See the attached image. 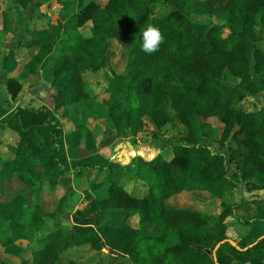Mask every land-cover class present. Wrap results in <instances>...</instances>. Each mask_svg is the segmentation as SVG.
Returning <instances> with one entry per match:
<instances>
[{
	"label": "trees",
	"instance_id": "1",
	"mask_svg": "<svg viewBox=\"0 0 264 264\" xmlns=\"http://www.w3.org/2000/svg\"><path fill=\"white\" fill-rule=\"evenodd\" d=\"M17 1L23 7L30 2L40 6L36 0ZM81 3L74 13L69 12V5H65L67 11L62 8L59 37L47 29L23 30V36L32 38L38 47L25 66L33 69L42 64V78L51 86L53 102L39 108L18 106L6 118L3 126L16 137L11 176L26 182L36 172L43 177L65 173L58 155L63 131L55 112L110 120L117 139H127L130 145L136 133L151 125L153 136L168 124L179 125L183 131L169 146L170 159L159 153L132 158L134 168L126 170L147 185L142 197L117 186L113 160L99 158L85 167L103 173L101 182L109 194L99 199L86 190L87 204L72 213V226L60 219L52 226L36 202L23 206L33 209L11 218L23 229L17 231L8 223L0 235L10 241L20 237L32 245L10 255L12 263L0 257V264H56L68 249L83 244L108 257L105 264H125L121 258L126 256L129 264H215L214 256L216 264H263L264 237L251 243L239 240L237 246L224 239L229 216L243 227L264 222V193H258L264 192V49L256 31L264 36V0ZM2 12L5 29L14 33L8 12ZM196 22L202 26L195 27ZM148 24L158 27L165 38L152 55L141 50L142 30ZM111 41L124 50L125 67L108 79L104 91L109 99L104 101L87 88L85 77L107 68ZM7 59L3 56V63ZM254 73L261 76L259 84L252 79ZM6 89L15 100L22 87L10 77ZM257 94L263 99L260 108L247 100ZM10 107L11 101L0 104V114ZM208 118L223 125L217 140V128ZM224 142L227 155L213 147L217 143L222 148ZM173 171L182 176L176 178ZM239 185L251 195L221 204L215 215L168 208L164 203L184 190L221 196ZM65 187L57 213L69 199V187ZM111 212L119 217L112 219ZM132 217L137 219L138 233L129 239L120 228L129 225ZM47 231L48 238L36 244ZM222 241L213 254L216 243ZM104 247L111 252H102ZM68 264L81 263L68 260Z\"/></svg>",
	"mask_w": 264,
	"mask_h": 264
},
{
	"label": "crops",
	"instance_id": "2",
	"mask_svg": "<svg viewBox=\"0 0 264 264\" xmlns=\"http://www.w3.org/2000/svg\"><path fill=\"white\" fill-rule=\"evenodd\" d=\"M60 1L64 5H69V12L72 13L79 11L82 7V0ZM83 1L86 2L87 0ZM106 1L107 0H105L104 3L98 1V3L105 5ZM13 4H15L13 0H0V6H3L2 11L8 12L10 20L16 23L14 19H16V17H22L20 13L24 11V7L22 6V8L21 5L17 3L20 5H18L17 8ZM38 4L40 5V2H38ZM4 7L8 9L5 10ZM2 11L0 13V25L4 19ZM61 11L62 10H60V12ZM158 13L160 14L159 11L157 14ZM26 27L30 28L28 26ZM37 27L41 26L37 25ZM37 27L33 28L36 29ZM42 30H45L43 26ZM36 43L37 42L32 38L25 37L16 45H10L11 43L7 44L2 57L7 55L8 59L5 63H3L2 60L0 61V104H3L5 101H11L13 105V107L5 111L6 113L0 114V229L9 223L10 228L12 227L17 231H21L23 226L21 224H16L11 218L17 217L21 212H30L33 208L25 210L23 206L31 205L33 202H36L39 211L49 218L52 226L55 225L57 219H60L63 224L72 226V213L77 209L83 208L87 204L86 190H91L99 199L105 198L109 194L108 186L103 185L101 182L103 173L101 172L100 174L97 169L89 170L85 167L98 162L99 158L100 160L102 158H111L113 160V175L116 174L119 177L117 186L125 189L131 196L142 197L148 191L147 185L137 180L132 173L126 170L134 168L132 158L136 155L150 158L156 153H159L162 154L164 158L170 159L173 154L169 146L176 142V139H169L168 137L169 132L166 130L168 128H174V126L169 124L164 126L160 134L155 138H149V136L145 135L153 130L152 125L147 131L144 130L136 133L130 145L127 139H117L110 120L94 117L84 119L79 112L77 118L68 117L61 115V111H59L55 112V115L62 128L63 137L59 141L60 147L58 155L61 158L65 173L43 177L36 172L33 174L35 178L30 177L26 182L21 181L16 175L11 176L16 137L11 133L9 128L3 126L6 118L9 117V114L18 106L39 108L44 105L52 106L53 102L47 104L44 101L46 96H42V89H44L46 85L50 86V84H47L48 82L42 78V64L39 65L38 68L33 69L25 66L30 56L36 53L38 49L35 45ZM2 50L1 47L0 54ZM10 77L16 78L22 87L21 92L15 100L11 99L6 89V81ZM25 86H30L28 91H23ZM95 93L97 94V92ZM99 97L106 101L104 97ZM38 101L41 102V105H36ZM81 122L84 123L83 129ZM175 126L181 127L179 125ZM179 129H181L182 134V127ZM143 135L149 139L139 141V138L143 137ZM110 149L112 150V154L108 155L107 153ZM173 174L176 178L182 176V173L178 171H173ZM66 180H68V183H66ZM11 183L13 184L11 185ZM65 184L69 187V199L66 201L63 211L57 213L55 210L56 205L58 200L65 193ZM230 192L234 191L225 190L221 196H212L207 191L193 190L190 192L184 190L166 199L164 203L168 208L197 210L199 212L215 215L220 212L221 204L233 203L238 199L246 197L244 195L243 197L238 196L239 198L235 197L231 200H227ZM22 209H24V211H22ZM236 211L241 214L239 207L236 208ZM110 217L114 219L119 216H117V213L111 212ZM136 221V217H132L129 220V225L123 224L120 228L121 233L129 239H133L138 233ZM225 221L230 222L229 227L225 230V236L227 239L232 240L235 246H237L236 242L239 240L245 243H251L256 237L262 234L264 230V226L256 221H254L246 231L243 229L242 231H238V226L241 224L233 223L234 219L230 216L227 217ZM48 234L49 231L42 233V236H40L35 243L42 245L48 238ZM31 245V242L20 237L14 241H10L8 238L3 240L0 235V251L6 253L8 257L12 254L18 255L23 251V248L30 247ZM69 250L70 249L64 253L63 258L58 260L56 264H60L66 260L65 255H67ZM108 250H110V248H103L105 253L108 252ZM224 251H226V248H224ZM70 252L81 253V261L79 259H71L81 262V264H91V259H95L98 255L97 250L92 248L89 244L75 245L71 248L69 253ZM126 257L129 258L128 256ZM9 258L12 260L11 257ZM9 262L11 263V261H8V263Z\"/></svg>",
	"mask_w": 264,
	"mask_h": 264
},
{
	"label": "rangeland",
	"instance_id": "3",
	"mask_svg": "<svg viewBox=\"0 0 264 264\" xmlns=\"http://www.w3.org/2000/svg\"><path fill=\"white\" fill-rule=\"evenodd\" d=\"M37 1L40 2L41 6H36V5L34 6L33 2H30L28 6H24V8L21 6L24 10L23 12L20 13L22 17H19V18L16 17V19H14V22H16L17 24L11 22L12 24H14V26L12 25L13 29H14V33L9 31L8 29H5L6 28L5 23H4V21H2V23L0 25V34H1V36H0V48L2 47L3 50L0 54V61L2 60V54H3L7 44L11 43L10 45H12V44L16 45L19 42H21L22 39H24L26 37V36L25 37L23 36V30L26 26L30 27L29 29H31V27H32V29H35L33 27H37V25L41 26V27H37L36 30L37 29L41 30L42 26H43L52 35H55L57 37L60 36V35H58L59 32L57 30L58 25L60 26V24H62L61 23V17H62L61 15L63 12L62 11L60 12V10H62V8L66 9L67 5L65 6L60 0H36L35 2H37ZM98 1L100 3H104L105 0H98ZM13 3H15L13 5L18 8V5H19V4H17L18 1L13 0ZM1 7H3V6H1ZM4 8H5V10L8 9L6 7H4ZM66 11H67V9H66ZM0 13H1V11H0ZM28 20H30V21H28ZM24 22H25V24H24ZM198 26L200 27L202 25H201V23L196 22L195 27H198ZM15 29H16V31H15ZM256 31H257L258 38L261 37L260 40H262V42L260 43V46H262L261 48L264 49V36L263 35L261 36L260 31H258V30H256ZM124 58H125V52L121 48V46L118 45L115 41L109 42V45L107 47V68L100 70L97 73L87 74L85 77L87 88H89L92 92H97V94H99V96L104 97V99L106 101H108L109 95L104 91V87L106 86L108 79L112 76V73H118V72H122L124 70V67H125ZM259 77H261V76L256 74V73H254L252 75V79L257 84H259ZM47 84H49V83H47ZM29 87L30 86H25V89L23 91H26V90L28 91ZM41 92H42V96H46L44 98V101L47 104H51L52 99H53L51 96V94H52L51 86L46 85L45 88L42 89ZM247 100L255 103L257 108H260L263 105V99L261 97V94H257V95L248 97ZM36 105H41V102L38 101L36 103ZM239 105H241V103H239ZM246 105H248V103ZM247 107H248V109L252 108V106H247ZM206 120L209 123L213 124L217 128L216 138H215L217 140L218 138H220L223 125L220 124L215 118H208ZM200 121H202V120L200 119ZM179 128H181V127L174 126L173 129L168 128L166 130L167 132H169V134H168L169 139H176L175 141H177L178 138H180L181 129H179ZM149 132L150 133L145 134V135L149 136V138H151V137L155 138L159 135L158 134V135L153 136L151 133L152 131H149ZM145 135H143V137L139 138V141H144L146 139H149V138H146ZM226 146H227L226 142L223 143L222 148H220L217 145V143H214V145H213L215 151L227 155L228 153H226L227 152ZM107 154L111 155L112 150L110 149V151H108ZM31 178H35V175H33ZM12 184L13 183H11V185ZM234 192H230L228 194L227 200H231L232 198H235L238 196L243 197L244 195L245 196L251 195L250 192L244 191L241 185H239L234 190ZM258 193L262 194L264 192L258 191ZM256 222H259V224L264 226V222L258 221V220ZM248 228H249V226L243 227L242 225H239L238 231H242V229L244 231H246ZM263 235H264V230H263V233L260 234L258 237L263 236ZM258 237H256V238H258ZM0 250H1V247H0ZM69 251L67 253L68 256L65 255L66 260L61 262L60 264H68V260H71L72 258H74L75 260L79 259L81 261V259H82L81 253H72V252L69 253ZM102 252L105 253V251H102ZM109 252H111V251L108 250V252H106V253L108 254ZM97 253H98V255L95 259H93V260L91 259V261L89 260L91 262V264H105L108 262V259H109L108 257H106L105 255H101L100 254L101 252H99V250H97ZM0 257L6 259L8 261H11V263H12V260L3 251H0ZM121 261L125 264L129 263V258L123 257V258H121Z\"/></svg>",
	"mask_w": 264,
	"mask_h": 264
},
{
	"label": "clouds",
	"instance_id": "4",
	"mask_svg": "<svg viewBox=\"0 0 264 264\" xmlns=\"http://www.w3.org/2000/svg\"><path fill=\"white\" fill-rule=\"evenodd\" d=\"M164 36L160 29L152 24H148L142 30L141 50L152 55L159 51L160 45L164 42Z\"/></svg>",
	"mask_w": 264,
	"mask_h": 264
},
{
	"label": "water",
	"instance_id": "5",
	"mask_svg": "<svg viewBox=\"0 0 264 264\" xmlns=\"http://www.w3.org/2000/svg\"><path fill=\"white\" fill-rule=\"evenodd\" d=\"M264 237V235L263 236H260V237H258V238H256L255 240H254V242H256L258 239H261V238H263ZM224 241H227V242H229L230 244H232V245H234L235 246V244L232 242V240H230V239H224ZM224 241H222V242H218V243H216V246H215V248L213 249V254H215V251H216V249L222 244V243H224ZM254 244V243H253ZM249 246H252L251 244L249 245ZM248 246V247H249ZM247 247H245V248H243V249H246ZM214 263L216 264V258H215V256H214Z\"/></svg>",
	"mask_w": 264,
	"mask_h": 264
},
{
	"label": "built area",
	"instance_id": "6",
	"mask_svg": "<svg viewBox=\"0 0 264 264\" xmlns=\"http://www.w3.org/2000/svg\"><path fill=\"white\" fill-rule=\"evenodd\" d=\"M264 264V263H263Z\"/></svg>",
	"mask_w": 264,
	"mask_h": 264
}]
</instances>
